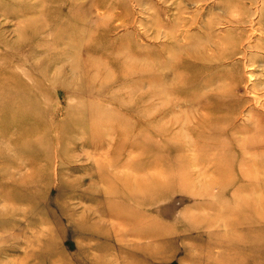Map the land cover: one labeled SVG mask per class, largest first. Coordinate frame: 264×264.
<instances>
[{"label":"rangeland","instance_id":"1","mask_svg":"<svg viewBox=\"0 0 264 264\" xmlns=\"http://www.w3.org/2000/svg\"><path fill=\"white\" fill-rule=\"evenodd\" d=\"M219 47L231 56L208 70ZM227 72L248 99L234 119H264V0H0V264H264V155L217 174L191 120ZM153 159L186 187L117 213L146 206L157 225L100 218L104 184L120 203Z\"/></svg>","mask_w":264,"mask_h":264},{"label":"bare ground","instance_id":"2","mask_svg":"<svg viewBox=\"0 0 264 264\" xmlns=\"http://www.w3.org/2000/svg\"><path fill=\"white\" fill-rule=\"evenodd\" d=\"M91 31H89L88 29L87 35ZM88 37L89 35L87 36V38ZM122 51H124V49L123 50L121 49V52ZM125 53L128 54V52L126 51ZM193 53H195L194 54L195 58L191 65L194 66L196 59H197V54L196 52H193ZM193 53H191V55ZM89 54H90V50H89ZM129 55H130L129 57H132L131 54ZM230 56L231 54L225 51H221L219 47L217 49V52L211 54L210 56H207L205 62L203 63H204V66L208 70L216 69L220 67V64L224 62V59H228ZM93 57H95V55H93ZM93 57H92V60L94 59ZM125 59H127L126 56H125ZM93 63H88V65H86V67H84V70H83L84 75L88 76L87 81L90 84L93 82L94 77H95V76L93 77L92 75V73L94 72L92 71V69L95 68L94 67L95 64ZM249 64H253V63H249ZM96 65H97V61H96ZM98 65H101V63L98 62ZM252 67L253 66L250 65V68ZM97 69L99 68L97 67ZM220 69L221 68L218 69L219 72L223 71ZM121 72L123 74H126L124 76H128V73H132V74L140 73L137 69L132 68L130 66H126V65L123 66V69H121ZM251 75L252 73H250L249 76L253 77ZM224 77H227L229 80L228 81L229 83H224L225 85H228L227 87H224V86L219 87V88L217 87L216 89L206 92L204 94H200V95L195 94L191 98V102H190V104H193V106H195L194 110L196 111V117H191V120L195 122L196 126H202L204 128V131H206V133H203V136H204L203 143H200L201 146L203 147L202 153L206 156L207 161L214 168L215 172L223 176L231 172V170H233L236 167L239 169H242L245 166V163L246 164H250L249 162H251V164L254 163L255 158L253 156V152H255L254 155H258V153L260 155L262 154L264 155V119L258 115L257 113L258 111L253 107H250V109L246 113L247 116L249 117H247L243 121H236L237 119L236 120L234 119V116L238 113L239 104L248 102V99L247 98L245 99L242 96L239 97L236 94L237 92H239L237 89L238 87H236V82L240 81L239 74L227 72L221 75V78H224ZM195 78H196V75H195ZM190 79L192 82V87L195 86L196 83H195L194 77ZM233 82H235V84ZM250 91L252 92V96H255V97L258 96L256 93L253 94V87H251ZM199 104H202V106L199 107L200 109H198ZM163 132L164 130H161V133ZM238 133L239 134L248 133V136L240 137ZM147 152L150 153L149 148ZM141 154H142V150H141ZM238 159L239 161L236 164L234 161ZM216 162H217V165L214 166ZM117 164H118V161L116 162L115 165ZM162 165L163 164L160 161L155 160V159L150 160L149 163H145V165L141 166L138 170H141V169L145 170L147 167H151L153 170H155V172L151 173L150 175L141 176L139 179H135V181H137L135 184H132L134 179L126 176V180H124V182L130 183V192L124 195L123 200L120 203H113L110 197L115 195V193H118L117 189L119 187H121V189H123V187L120 185L118 186V182L116 184L114 183L115 181L113 183L111 181L110 183L111 187L109 185V188H108V183H105L106 181H104L103 182L105 183L104 188L111 189V191L108 192L109 194H107L106 192L107 196L108 195L109 196L102 199V201L105 202V204H110L113 207L114 211L108 212V211L100 210L98 213V216L102 218L104 215H107V214L115 215L116 218H119L123 222L121 224L122 226H125V227H127L128 225H132L134 227H145V229L149 227L151 229L152 228L151 226L154 227L155 224L157 225V223H155L154 220L153 221H149V219L143 220V218H140L139 215L141 216V214L145 212L146 209H148V207L146 206L149 203L154 204L156 202V199L159 198V195L165 189L166 190H168L169 188L170 189H173V188L183 189L186 187V185L181 186L183 185V180H182V176L179 175V172H180L179 168L175 169L174 173L168 177V174H164L165 172L162 171ZM248 170L253 171L252 166L249 165V168L247 169V171ZM120 178L121 177H119V179ZM130 198L134 202L138 203L139 205L146 204V206H144L142 210L140 209L134 210V212H132L131 214L124 213L123 215H121L117 213L118 212L117 210L122 209L127 204L128 200H130ZM69 213L70 215L68 219H73V220L77 219L75 214L71 213L70 211ZM80 222H81L80 224L82 227L88 228L87 230H94V231L98 230L91 221L81 220ZM117 226L119 228H117ZM122 226L115 225L117 229L116 228H113V229H115V232L119 233L118 231L123 230ZM156 231L157 233H159L160 232L159 228L158 229L154 228L152 233L155 232L156 234Z\"/></svg>","mask_w":264,"mask_h":264}]
</instances>
